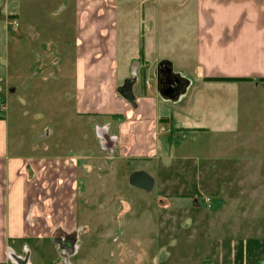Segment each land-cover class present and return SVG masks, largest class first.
Instances as JSON below:
<instances>
[{"label":"crops","instance_id":"0c3cea01","mask_svg":"<svg viewBox=\"0 0 264 264\" xmlns=\"http://www.w3.org/2000/svg\"><path fill=\"white\" fill-rule=\"evenodd\" d=\"M1 1L9 7L7 25L17 24L5 45L6 55L16 58L4 70L17 82L7 83L3 94L25 96L23 82L38 75L43 82H72L81 130L94 121L93 140H101L111 158L146 162L133 172L148 174L154 188L165 121L200 132L220 127L226 134L231 124H251V115L259 113L254 126L264 128V0H16L14 8L8 6L12 0ZM23 54L32 58L26 62ZM160 64L177 82L175 90L159 85ZM20 67L32 77L25 78ZM127 80L132 104L119 94ZM184 91L174 116H166L165 104L159 111V100L176 102ZM240 92L247 94L245 110L237 104ZM240 108L252 114L238 121ZM5 110L4 104L0 112ZM80 139L82 146L65 156L18 153L0 115V264H16L23 244L48 238L40 229L51 223L45 210L55 208L54 214L71 220L77 162L89 159L83 155L87 136ZM246 231L230 245L243 264L250 255H264V231Z\"/></svg>","mask_w":264,"mask_h":264},{"label":"rangeland","instance_id":"374dc122","mask_svg":"<svg viewBox=\"0 0 264 264\" xmlns=\"http://www.w3.org/2000/svg\"><path fill=\"white\" fill-rule=\"evenodd\" d=\"M9 4L14 8L16 0ZM8 9L0 0V110L6 106L0 115L12 148L65 156L82 146V136L89 141L83 154L89 159L79 160L74 173L71 220L54 214L55 208L45 210L51 223L40 229L50 235L23 244L16 264H243L245 258L232 257V241L239 243L247 227L254 234L264 231V128L254 126L262 114L249 113L251 124L233 123L226 134L220 127L200 132L173 119L165 121L159 140L162 159L153 166L161 176H156L151 193L136 190L128 184L129 175L146 162L111 158L101 140H93L94 121L81 130L72 82H43L38 75L23 82L25 96L3 94L7 83L17 82L4 71L16 58L6 55L7 37L15 38L5 17ZM23 56L26 62L32 58ZM20 68L25 78L32 77L30 69ZM36 85L42 87L35 90ZM238 95L243 108L247 94ZM185 96L186 91L176 102L159 100V111L165 104L166 116H174ZM255 97L258 104L261 95ZM242 108L238 121L248 114ZM17 143L22 150L15 149ZM256 260L264 264V255L247 258L248 264Z\"/></svg>","mask_w":264,"mask_h":264},{"label":"water","instance_id":"95a60500","mask_svg":"<svg viewBox=\"0 0 264 264\" xmlns=\"http://www.w3.org/2000/svg\"><path fill=\"white\" fill-rule=\"evenodd\" d=\"M160 73L167 72L168 67L166 64H160L159 66ZM172 87H175V83L171 84ZM120 96L126 100L129 104L134 102V97L132 94V80H127L124 82L123 87L119 91ZM177 92H175V95ZM128 184L130 187L143 191L147 194L151 193L154 188L153 179L143 171H137L130 174L128 179Z\"/></svg>","mask_w":264,"mask_h":264},{"label":"flooded vegetation","instance_id":"af4514ba","mask_svg":"<svg viewBox=\"0 0 264 264\" xmlns=\"http://www.w3.org/2000/svg\"><path fill=\"white\" fill-rule=\"evenodd\" d=\"M172 83H175V87L174 88H172L173 90H175L176 89V87H177V82L175 81V80H172L170 77H168V73H166V72H162V73H160V78H159V85L161 86V87H166V86H171V84ZM163 88H161L160 90L162 91V92H164V90H162Z\"/></svg>","mask_w":264,"mask_h":264},{"label":"built area","instance_id":"2783aa9c","mask_svg":"<svg viewBox=\"0 0 264 264\" xmlns=\"http://www.w3.org/2000/svg\"><path fill=\"white\" fill-rule=\"evenodd\" d=\"M10 26H12L13 28H16L17 24L14 20L10 21Z\"/></svg>","mask_w":264,"mask_h":264}]
</instances>
